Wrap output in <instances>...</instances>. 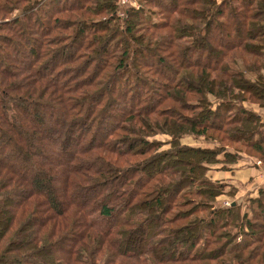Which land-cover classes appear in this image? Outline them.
<instances>
[{
    "label": "trees",
    "instance_id": "obj_1",
    "mask_svg": "<svg viewBox=\"0 0 264 264\" xmlns=\"http://www.w3.org/2000/svg\"><path fill=\"white\" fill-rule=\"evenodd\" d=\"M133 1L0 0V264H264V0Z\"/></svg>",
    "mask_w": 264,
    "mask_h": 264
},
{
    "label": "crops",
    "instance_id": "obj_2",
    "mask_svg": "<svg viewBox=\"0 0 264 264\" xmlns=\"http://www.w3.org/2000/svg\"><path fill=\"white\" fill-rule=\"evenodd\" d=\"M243 105L248 110L254 111L264 121V108L253 102H246ZM196 145L212 146V142H201L195 140ZM233 152V150H229ZM219 162L210 164V169L207 172L208 178H212L224 183L222 195L217 197V200L224 203L225 200L233 201L239 198H248L249 196L257 195L258 189L264 187V164L256 163L249 164V160L257 161L255 158L247 156L244 152H238L237 159H242L243 164L237 165L235 162H222L223 157H219ZM260 161V160H259ZM261 162V161H260ZM225 166V167H224Z\"/></svg>",
    "mask_w": 264,
    "mask_h": 264
},
{
    "label": "rangeland",
    "instance_id": "obj_3",
    "mask_svg": "<svg viewBox=\"0 0 264 264\" xmlns=\"http://www.w3.org/2000/svg\"><path fill=\"white\" fill-rule=\"evenodd\" d=\"M135 8H137L138 7V4H137V2L135 1ZM127 5H129V4H126V5H124V6H121L120 5V9H119V11H121V12H123V15H124V13H125V8L124 7H126ZM130 6H132L131 4H130ZM134 6V5H133ZM15 12V11H14ZM16 13V12H15ZM14 15L13 14H11V15H9V18H11V17H13ZM152 19L153 20H157L158 18H157V16H152ZM9 20V19H8ZM17 55H19L20 56V58L22 59V60H28V56L27 55H25V49H24V47H21V48H19L18 49V52H17ZM43 121H46V118L43 116ZM44 125V127L46 128L47 126L45 125V124H48V121H46V122H44L43 123ZM158 138H160V139H162V140H165L166 139V137H163V136H159ZM190 141H192V139L190 138L189 139ZM189 140H183V142L184 143H186V142H188ZM51 146V145H50ZM47 149H53V147L51 146L50 148L49 147H46ZM18 165V164H17ZM17 165H16V167H17ZM50 184H51V189L53 190V191H56L57 192V189H59V184L58 183H56L55 181H51L50 182ZM246 200H247V198H239V199H237V200H235V201H233L232 203H234V205H241L242 207L243 206H245L244 204L246 203ZM220 204L222 205V206H228V205H224V203L222 202V200H220ZM232 203H230L231 205H232Z\"/></svg>",
    "mask_w": 264,
    "mask_h": 264
},
{
    "label": "built area",
    "instance_id": "obj_4",
    "mask_svg": "<svg viewBox=\"0 0 264 264\" xmlns=\"http://www.w3.org/2000/svg\"><path fill=\"white\" fill-rule=\"evenodd\" d=\"M118 2H119V4L121 6H124L126 4H129V5L131 4V5H134L135 6V4H136L135 1H133V0L132 1L131 0H118ZM119 14L120 15H123V12L119 11ZM246 162L249 163V164L256 163L258 165H262V162H260L259 160H257V161L249 160V162L248 161H246ZM235 163L237 165L238 164L241 165V164H243V161H242V159H237ZM224 205H230V201L225 200Z\"/></svg>",
    "mask_w": 264,
    "mask_h": 264
},
{
    "label": "water",
    "instance_id": "obj_5",
    "mask_svg": "<svg viewBox=\"0 0 264 264\" xmlns=\"http://www.w3.org/2000/svg\"><path fill=\"white\" fill-rule=\"evenodd\" d=\"M232 205H234V203H232Z\"/></svg>",
    "mask_w": 264,
    "mask_h": 264
}]
</instances>
